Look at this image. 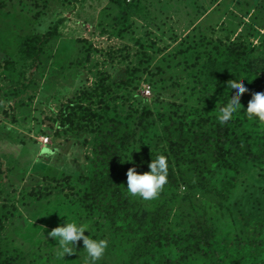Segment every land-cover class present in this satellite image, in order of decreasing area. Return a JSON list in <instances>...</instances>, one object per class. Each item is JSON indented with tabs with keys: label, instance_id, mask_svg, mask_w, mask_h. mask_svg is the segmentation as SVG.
<instances>
[{
	"label": "rangeland",
	"instance_id": "374dc122",
	"mask_svg": "<svg viewBox=\"0 0 264 264\" xmlns=\"http://www.w3.org/2000/svg\"><path fill=\"white\" fill-rule=\"evenodd\" d=\"M34 42L29 56L24 49ZM220 46H236L244 53L236 60L264 79V0H0V264H84L82 240L76 253L56 259L58 242L48 233L66 221L64 213L91 223L90 238L107 242L96 264L130 261L143 233H117L81 202L96 135L109 118L132 114L135 135L121 151L120 172L130 150L167 157L164 120L217 114L209 102L219 104L227 89L207 86L204 94L194 80L205 78L200 66ZM239 132L264 136V123ZM186 154L170 151L167 183L154 200L133 196L138 211L159 213L178 232L264 236L263 161L239 153L244 160L234 173L207 160L219 180L236 174L222 193L193 176L197 164ZM182 264L211 263L194 252Z\"/></svg>",
	"mask_w": 264,
	"mask_h": 264
},
{
	"label": "trees",
	"instance_id": "16d2710c",
	"mask_svg": "<svg viewBox=\"0 0 264 264\" xmlns=\"http://www.w3.org/2000/svg\"><path fill=\"white\" fill-rule=\"evenodd\" d=\"M120 18L125 20L124 16ZM57 35L56 31L47 33L42 44L40 43V48H36L38 42H34L32 46L24 49V52L32 56L31 50L36 48L34 55H40L41 45ZM216 50L214 54L207 53L206 62L200 66L203 69L200 76L205 78L201 81L196 78L194 81L198 83L194 88H201L204 94L207 92V86L220 84L227 89L226 95L218 98L219 104L215 98L209 102V106L215 108L218 113L219 108L226 104L231 96H235V92L231 93L227 84L232 81L243 82L249 91L240 97L241 110L226 125L218 122L217 114H205L199 121L197 118L175 119L171 116L164 120L163 134L167 137L164 141L167 142L169 151L168 172L172 170L170 151L177 148L181 153H187L192 164H197L194 177H203L211 182L216 191L226 193L232 186L229 181L233 180L236 174L219 180L211 172L213 166L204 163L212 159L219 167L228 168L234 173L240 172L239 163L244 159L237 156L243 153L262 160L264 164V136L239 132L243 125L257 120L249 119L244 108L246 109L253 93L264 92V79L253 68H248L236 60L234 54L244 55L236 46L228 49L220 46ZM232 61H236L235 65ZM13 65V61H7L5 71L11 73ZM233 68L234 74H230ZM129 117L118 115L117 119L109 118L103 122L102 129L94 141L87 186L81 198V202L89 211L99 210L117 233H143L130 261L126 264H156L155 260L161 257L166 258L170 264H182L186 259L190 260L191 253L194 252L203 255L211 264H264V236L251 235L246 239L233 240L200 230L178 232L172 227H167L159 213L146 214L138 211L134 197L127 192V172L132 167H136L141 173L149 171L148 165L152 156L147 149L141 150L134 154L135 157L125 166L124 171L120 172L118 169L121 151L129 146V140L135 135L128 123ZM228 142H232L233 149H226ZM222 184L227 185L226 190L222 191V187L219 190Z\"/></svg>",
	"mask_w": 264,
	"mask_h": 264
},
{
	"label": "clouds",
	"instance_id": "9594fccd",
	"mask_svg": "<svg viewBox=\"0 0 264 264\" xmlns=\"http://www.w3.org/2000/svg\"><path fill=\"white\" fill-rule=\"evenodd\" d=\"M227 87L231 89V93L233 91L235 92V96H231L230 100L219 108L217 120L221 125L228 124L241 110L242 103L240 97L249 91L243 82L237 83L232 81L231 84H227ZM244 110L249 119L256 118L259 122L264 123V92L253 93L252 98ZM133 152L130 150L127 154L129 158L126 161L133 160ZM148 167L149 171L143 173L138 172L136 167L128 170L127 192L132 196H139L144 200H154L167 183L169 170L168 158L163 154L157 155L155 159L152 158ZM60 216H66V221L48 233L50 237L55 238L58 242V245L55 246L56 259L58 261L64 260L66 254L71 255L76 253L78 250L77 243L82 240L83 249L86 250L84 264H96L104 255L107 242L103 239L90 238L93 232L91 223L70 219L67 213L60 214ZM86 230H90L91 234L86 235Z\"/></svg>",
	"mask_w": 264,
	"mask_h": 264
},
{
	"label": "crops",
	"instance_id": "0c3cea01",
	"mask_svg": "<svg viewBox=\"0 0 264 264\" xmlns=\"http://www.w3.org/2000/svg\"><path fill=\"white\" fill-rule=\"evenodd\" d=\"M41 156L42 157L39 158V160L37 161V163H39L38 166H41L42 165L41 167H43V165H44V164H42L43 163V160L46 159L47 157H44L45 155L43 153H41Z\"/></svg>",
	"mask_w": 264,
	"mask_h": 264
},
{
	"label": "built area",
	"instance_id": "2783aa9c",
	"mask_svg": "<svg viewBox=\"0 0 264 264\" xmlns=\"http://www.w3.org/2000/svg\"><path fill=\"white\" fill-rule=\"evenodd\" d=\"M41 141L44 143V144H48L50 142V137L49 136H42L41 137Z\"/></svg>",
	"mask_w": 264,
	"mask_h": 264
}]
</instances>
